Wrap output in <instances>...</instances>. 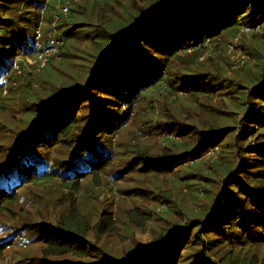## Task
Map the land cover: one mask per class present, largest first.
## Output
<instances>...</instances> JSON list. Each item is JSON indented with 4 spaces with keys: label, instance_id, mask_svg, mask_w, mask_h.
<instances>
[{
    "label": "trees",
    "instance_id": "trees-1",
    "mask_svg": "<svg viewBox=\"0 0 264 264\" xmlns=\"http://www.w3.org/2000/svg\"><path fill=\"white\" fill-rule=\"evenodd\" d=\"M19 1L13 0V3ZM43 2L44 0H28L29 6L35 9H38ZM240 2H243L245 16L244 13L239 15ZM219 4L221 0H167L166 6L163 7L161 2L158 7L152 6L151 11L150 7L144 10L142 4L138 5L140 13L133 20L119 27L114 33L103 31L100 34L106 39V45L100 47L95 44L99 55L95 56V60L87 66L84 81L59 86L52 94L36 104V108L42 114L38 115L40 117L34 123H38L36 126L44 127V130H49L50 136L36 140L34 143H43L48 147L58 143L63 147L72 145L69 158L58 162L61 166L72 164L74 167L68 187L71 191L80 188L81 178L100 174L107 168L112 155L109 139L122 124L121 121L126 115L125 110H122L120 115L115 112L116 103L123 102L122 105L127 106L125 109L131 111V106L135 102L138 103L141 94V97H147L149 93L146 90L159 80L163 70L167 71L168 75L166 83L169 87L165 85L167 93L175 96L185 93L187 98L195 100L206 98L208 91L214 89L210 86L214 75L229 72L231 62L221 64L213 57L200 62L199 65H193L197 61L198 51L177 54L183 45L191 46L197 41L219 38L224 34L233 39L238 35L240 28L252 30L264 24V0H234L232 4L234 10L223 13L217 11ZM109 10L110 7L102 10L104 23ZM5 13L6 10L0 4L1 31L3 28L5 31L11 29V26L1 25L6 20H12L3 17ZM35 15L37 16V12ZM51 15L52 13L49 14L50 17ZM67 15H61L59 19ZM75 25L77 27L81 23H73L72 26ZM14 26L20 31L15 32L17 39L10 65L19 53L33 55L37 52L35 48L28 46L34 30L26 37V33L21 31L22 26L19 22ZM30 26L22 27V30L29 29ZM70 32L71 28L64 30L61 38H68ZM97 35L98 33L95 32L93 36ZM82 36L84 37L83 34ZM258 36L260 37L253 41L254 44L264 39L263 34ZM21 39H26V43H21ZM260 50L258 46L255 49L256 55L251 56L253 52L249 50L246 53L254 58L259 56ZM10 65L7 73L11 70ZM254 69H258L259 75L257 81L248 89L247 97L244 96L240 104L239 97L235 94L222 97L220 101L228 102L231 110L217 109L218 113L209 114L210 122L214 124L210 128L202 124L203 129L196 131L192 128L193 125L172 123L167 116H164L165 120L158 121L165 127L178 125L180 138H185L183 142H193L189 149L178 154L174 151L163 152L156 156L142 154L143 157L147 155L149 157L142 171L157 174L172 172L177 165L199 158L210 148L216 147L217 139L233 134L236 127L227 122L231 115L243 111V116L239 119L240 126L232 135L238 152H235L237 159L231 158L230 161L236 162V165L224 175L222 178L224 187L222 190H216L214 195L215 202H223V212L226 216L228 213L227 217H219L215 212L219 205L213 204L205 215L184 218L180 215V211L181 204L185 203L186 199L164 192L163 196L168 206L171 201L174 204L167 207L168 211L161 213L162 215L161 211L159 213L156 211L155 217L150 218L148 216L150 213L145 215L139 208H134L139 210L138 213L134 209L127 210L133 227L141 226L140 230H142L147 226L140 219L133 220V212L137 214V218L141 213L145 220H155L157 227L151 229L153 233L150 240L144 244L135 243L131 250L121 257H114L103 248L101 250L87 236L91 229L98 239L110 235L109 233H117L114 226L104 219V213L92 228L88 227L85 218L76 213L69 216L68 220L63 219L54 225L47 221L41 222L38 228L32 225L30 231L33 236H24V241L29 245L33 243L31 242L33 239H36L41 247L38 251H33L23 259H19V264H264V253L260 254L257 246L264 244V60H261ZM2 85L0 92L3 95ZM23 85L27 88L32 86L29 82ZM235 85L238 86L239 82ZM18 86L17 84L13 87ZM98 93L103 96H97ZM222 112L227 115L224 116ZM122 115L124 117L121 119ZM215 115L223 118L220 121ZM191 132L198 135L195 141L189 139ZM248 137L256 140L254 145L249 143ZM242 142L247 143L244 146ZM69 143L71 145H68ZM28 148L32 149L33 143ZM245 153L247 157L244 156ZM17 156L18 154L15 155L11 151L10 161L6 167L0 169V176L7 177L10 169H17ZM238 157H240L239 161ZM120 172L121 170L117 171V174ZM28 174L29 176L36 174L35 178L39 180L44 176L52 177V173L47 170ZM124 176L125 174L121 175L119 179ZM67 177L60 176L64 182ZM205 180L209 178L205 177ZM20 186L14 184L8 189L0 187V213L6 210L3 203L13 199L17 187ZM163 216L168 218H164L165 222L160 220L159 223V219ZM11 242L9 236L0 239V256ZM222 245L228 248L227 252L230 253H234L235 246H245L248 248V254L242 258H236L232 254L228 257L221 255L214 260L206 253ZM191 248L192 251L196 250L195 258H187L185 254ZM68 254L74 256L69 257ZM76 256H89L93 260L84 262L74 258Z\"/></svg>",
    "mask_w": 264,
    "mask_h": 264
},
{
    "label": "rangeland",
    "instance_id": "rangeland-1",
    "mask_svg": "<svg viewBox=\"0 0 264 264\" xmlns=\"http://www.w3.org/2000/svg\"><path fill=\"white\" fill-rule=\"evenodd\" d=\"M64 1L44 0L43 4L35 9L29 6L28 0H20L16 3H13V0H0L3 9L6 10L2 16L12 19L1 23V25L11 26L10 30L5 31L4 28L0 30V85L3 84L1 89L4 90L3 95L0 92V169L6 167L10 161L11 151L15 155L18 154L17 169H10L7 177L0 176V187L8 189L14 184L21 185L17 187L16 196L3 203L6 210L0 213V239L9 236V240L12 241L3 250L0 264H19V259L39 250L41 245L36 239H33L31 241L33 243L29 245L24 241V236H33L30 231L32 225L38 228L43 221L54 225L63 219L68 220L69 216L76 213L85 218L88 227L91 228L99 222L101 214L104 213V219L114 226L117 233H109L110 235L104 236L105 238L101 236L103 238L98 239L91 229L87 236L101 250L103 248L112 256L121 257L130 251L135 243L144 244L150 240L153 233L151 229L157 227L155 220H145L143 214L150 213L148 216L152 218L155 217L156 211L158 213L161 211L160 214L167 212V207L174 204L171 201L168 206L163 196L164 192L186 199V202L181 204L180 211V215L184 218L205 215L213 204L219 205V208L215 210L219 217L228 216V213L226 216L223 212V202H215L214 195L216 190L223 189L224 175L236 165V162L230 161L231 158H236L235 152H238L232 135L240 126L239 119L242 118L243 111L230 116L227 124L235 126V131L233 130V134L229 136L217 139L213 153L208 156L204 153L199 158L177 165L172 172L157 174L142 171L149 159L147 154L144 157L142 154L156 156L169 151L178 154L180 151L189 149L193 144V142H183L185 138H180L178 125L165 127L158 123L160 119L165 120L164 116H167L172 123L193 125L192 128L198 131L203 129L202 124H206L208 128L214 125L210 122L209 114L218 113L217 109L231 110L228 102L220 101L222 97L235 94L239 97V104L241 103L242 98L248 94V89L257 81L259 72L258 69H254L255 66L264 60V39L256 44L253 42L260 37L258 34L264 35V24L252 30L240 28L238 35L233 39L224 34L219 38L197 41L191 46L183 45L177 54L198 51L197 61L193 65H199L200 62L215 57L221 64L231 62L229 72L214 75L210 83L214 89L208 91L206 98L201 97L195 100L187 98L185 93H179L178 96L167 93L165 85L169 87L166 83L168 75L167 71L163 70L159 80L146 90L149 93L147 97H141V94L138 103L135 102L131 106V111L128 112V109H125L127 106L122 105L123 102L116 103L115 112L120 115L122 110H125L126 115L121 116V119L124 117L122 124L109 139L112 155L107 168L100 174L81 178L80 188L71 191L68 187L73 177L74 167L72 164L61 166L58 162L69 158L72 145L69 143L70 147H63L58 143L48 147L43 143H34L36 140L50 136L49 130H44V127L36 126L38 123H34L41 113L36 108V104L52 94L59 86L84 81L87 66L95 60V56L99 55L96 47L106 45V39L100 35L103 31L114 33L119 27L133 20L140 13L138 5L142 4L144 10L150 7L151 11L152 6L158 7L161 2L163 7L166 6L167 0H78L70 13L57 22L56 37L60 42V59L53 61L51 65L36 74L17 75L10 65L17 39L15 32L20 31L14 25L19 22L20 26L26 28L25 26H30L36 21L29 29L22 30L21 27V31L26 33L27 37L42 19V36H46V33L48 34L51 30L50 23L57 4ZM233 2L234 0H221L217 11L223 13L234 10ZM50 7H52L51 10H49ZM109 7L104 23L101 13L103 8L109 9ZM238 11L239 15L243 13V16L246 15L243 11V2L238 4ZM50 13H52L51 17ZM73 23H81V25L73 27ZM69 28H71L69 37L64 36L66 38L64 40L65 38H61L62 32ZM95 32L98 33L97 36H93ZM25 41L26 39H21V43L24 44ZM258 46L261 48L259 56L249 57L250 55L246 52L249 50L253 52L251 56L256 55L255 49ZM16 57H20V53ZM9 65L11 70L7 73ZM253 72L256 73L251 75ZM248 75H250L249 78ZM28 82L32 86L27 88L23 84ZM237 82H239L238 86L235 85ZM17 84L19 86L14 88L13 86ZM97 96L102 97L103 94L98 93ZM215 118L220 120L223 117L215 115ZM186 130L190 131L187 128ZM197 136L191 132L189 139L195 141ZM248 138L249 143L254 145L256 140L252 137ZM31 143H33L32 149L28 148ZM246 143L242 142V145L245 146ZM244 156L247 157V154L245 153ZM239 160L240 157H238ZM41 170L52 173V177L44 176L39 180L35 178L36 174L33 176L28 174ZM120 170V174H117ZM123 174L125 176L120 180ZM60 176H68V179L64 182ZM205 177L209 180L206 181ZM134 208H139L140 212H143L138 214L139 218L135 212L132 213L133 220L140 219L147 225L142 230H140L141 226L133 227L130 223L131 218L127 210ZM134 211L138 213L139 210L134 209ZM164 218L168 217L163 216L158 222L161 223L160 220L165 222ZM257 246L259 253L263 254L264 244H257ZM192 249L185 252L187 258H195L196 250L192 251ZM227 249L222 245L206 253L214 260L221 255L228 257L232 254L236 258H242L248 254V248L245 246L233 247L234 253L227 252ZM74 258L84 262L93 260L89 256Z\"/></svg>",
    "mask_w": 264,
    "mask_h": 264
},
{
    "label": "built area",
    "instance_id": "built-area-1",
    "mask_svg": "<svg viewBox=\"0 0 264 264\" xmlns=\"http://www.w3.org/2000/svg\"><path fill=\"white\" fill-rule=\"evenodd\" d=\"M100 1V0H97ZM78 3V0H65L63 3L57 4V9L52 16V21L50 23V32L46 36H42V19L38 21L37 27L34 29L33 38L28 46L35 48L37 51L33 55H25L20 53V57L14 58L12 62L13 72L19 76L23 75H33L40 72L43 68L48 66L51 62L60 59L59 46L60 42L56 37V26L58 19L61 15H67L71 9ZM46 5H44L45 7ZM209 40L208 38L205 39ZM216 147L210 148L205 155L215 151Z\"/></svg>",
    "mask_w": 264,
    "mask_h": 264
}]
</instances>
